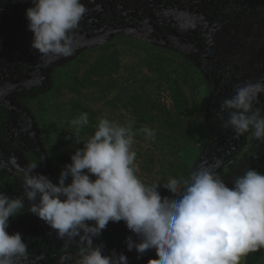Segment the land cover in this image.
Instances as JSON below:
<instances>
[{
    "label": "rangeland",
    "instance_id": "obj_1",
    "mask_svg": "<svg viewBox=\"0 0 264 264\" xmlns=\"http://www.w3.org/2000/svg\"><path fill=\"white\" fill-rule=\"evenodd\" d=\"M81 2L87 11L72 33L75 54L46 63L31 48L33 33L25 12L32 0H0V107L7 114L0 128V158L15 155L26 166L22 150L30 149L39 159L33 174L58 183L61 156L83 147L66 139L74 132L70 121L87 113L90 130L81 131L85 138L94 134L101 118L121 125L134 122L135 174L145 184L166 183L176 166L191 176L202 166L218 164L216 171L229 188L249 168L264 174L259 168L264 141L251 131L238 136L222 127L227 113L221 112L222 101L236 86L264 80V0ZM111 52L118 60L112 74L75 82L74 74L81 77L98 56ZM159 60L176 77L188 101L185 108L175 107L169 79L155 68ZM179 63L188 69L187 81ZM259 98L256 106L264 109V94ZM144 127L155 130L154 141L139 131ZM1 171L21 180L14 169ZM158 190L162 198H174L162 186ZM27 206L25 200L22 213L9 217L6 231L21 233L29 249L40 236L50 252L33 250L23 264H60L62 256L69 257L64 264H75L80 241L59 239ZM129 236L140 242L123 221L109 222L93 243L104 245L103 255L123 253L128 264L158 259L154 249L137 259L135 249L127 250ZM245 261L246 256L241 264Z\"/></svg>",
    "mask_w": 264,
    "mask_h": 264
},
{
    "label": "clouds",
    "instance_id": "obj_2",
    "mask_svg": "<svg viewBox=\"0 0 264 264\" xmlns=\"http://www.w3.org/2000/svg\"><path fill=\"white\" fill-rule=\"evenodd\" d=\"M26 9L31 48L46 63L72 57V33L87 9L81 0H32ZM264 80L246 81L225 98L222 124L240 136L247 132L264 141V109L257 107ZM133 121L124 125L101 118L94 134L82 137L89 124L87 113L70 121L74 132L66 139L82 143L71 163L60 172L58 183L36 173L38 164L21 166L15 155L0 158V170H15L23 194L10 198L0 192V264H23L28 245L21 233L9 235V217L25 209L43 220L61 239H78L81 247L75 264H128L123 253L103 255L104 245H94L109 222L123 221L139 238H126L128 251L140 258L154 249L158 259L148 264H241L250 252L264 248V174L251 168L236 176L229 188L216 171L219 165L202 166L190 179L168 178L166 183L145 184L135 174L137 153ZM153 141L156 132L139 129ZM92 177H95L92 179ZM70 179V182H67ZM174 198L161 197L159 187ZM93 222V223H89ZM69 259L62 256L60 264Z\"/></svg>",
    "mask_w": 264,
    "mask_h": 264
},
{
    "label": "trees",
    "instance_id": "obj_3",
    "mask_svg": "<svg viewBox=\"0 0 264 264\" xmlns=\"http://www.w3.org/2000/svg\"><path fill=\"white\" fill-rule=\"evenodd\" d=\"M164 1V0H163ZM116 52H111L107 55L101 54L97 57V59L89 65L87 71L82 74L81 77H77L76 74H74V80L76 83L83 84V82L91 81L93 80V76L104 77V75H110L113 73V71L116 70V67L118 66V60L117 56L115 55ZM182 69L186 72L185 76L188 80L190 77L188 73L187 67L183 63H179ZM157 71L163 75L164 78L169 79L170 84V90H171V97L174 100V105L177 109H183L187 106L188 101L186 99V96L184 95L181 87L177 84L176 77L172 78L170 71H166L164 68L163 63L159 60L157 61V64L155 66ZM173 70H176L173 68ZM76 76V77H75ZM192 89L195 90L194 86H191ZM88 111V109L84 110ZM77 118V117H75ZM7 120V114L6 111L0 107V128L2 127L3 121ZM83 129L90 130L88 126H85ZM23 153L26 157V159L30 163H39V159L36 155L33 154V152L30 149L23 150ZM71 155H63L61 156V164H62V170L67 164L71 163ZM263 164L259 168L264 170V159L262 161ZM61 170V171H62ZM174 177L179 179H190V173L189 171L182 166H176L174 168ZM95 177H92L94 179ZM245 264H264V248L260 249L259 251L250 252L246 256Z\"/></svg>",
    "mask_w": 264,
    "mask_h": 264
},
{
    "label": "flooded vegetation",
    "instance_id": "obj_4",
    "mask_svg": "<svg viewBox=\"0 0 264 264\" xmlns=\"http://www.w3.org/2000/svg\"><path fill=\"white\" fill-rule=\"evenodd\" d=\"M4 122L5 121H3V124H4ZM22 154H23L24 158L26 159V157L23 153V150H22ZM27 162L30 164V162L28 160H27ZM38 168H39V164L35 170H37ZM20 182H21V180L17 179L15 176L8 174L7 172H3V171L0 172V190L2 192H4L5 194H7L8 196H10L11 194L13 195L15 193H20V191L21 192L23 191V190H21V188L18 189ZM22 194L23 193H21V195ZM22 238H23V236H22ZM33 250H36V252L39 250L38 254H40V255L42 253L45 254V253L50 252V248L47 249L45 247V245L43 244V242L40 241V236H37L36 239H34L31 248L30 249L28 248V255L32 254Z\"/></svg>",
    "mask_w": 264,
    "mask_h": 264
}]
</instances>
